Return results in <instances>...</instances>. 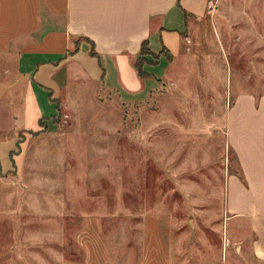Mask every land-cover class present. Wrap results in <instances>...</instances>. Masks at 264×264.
I'll use <instances>...</instances> for the list:
<instances>
[{"label":"crops","instance_id":"crops-1","mask_svg":"<svg viewBox=\"0 0 264 264\" xmlns=\"http://www.w3.org/2000/svg\"><path fill=\"white\" fill-rule=\"evenodd\" d=\"M244 17L257 21L234 0H0V144L14 143L0 151V196L8 175L19 181L28 168L21 134L42 136L51 129L61 106L75 98L77 79L128 103L146 101L168 80L183 85L193 78L206 90L227 91L215 75L231 46L228 19ZM211 28L218 33L214 40ZM144 42L159 56L143 65L141 75L135 61ZM163 60L164 69L156 70ZM224 134L243 178L231 173L226 180L217 223L228 226L223 264H264V94L237 91L227 103ZM204 221L206 239L217 224L208 214ZM186 225L177 212L145 213L135 251L114 243L101 215H89L76 234L83 257L62 264H189L196 256L211 264L210 249L196 255L195 246L192 252L186 245H194Z\"/></svg>","mask_w":264,"mask_h":264},{"label":"rangeland","instance_id":"rangeland-1","mask_svg":"<svg viewBox=\"0 0 264 264\" xmlns=\"http://www.w3.org/2000/svg\"><path fill=\"white\" fill-rule=\"evenodd\" d=\"M234 1L257 21L228 19L231 46L215 75L227 91L206 90L190 77L191 83L168 80L146 101L128 103L77 79L75 98L61 106L51 129L20 135L28 168L19 181L8 175L1 185L0 264L83 257L76 234L93 214L103 217L114 243L138 251L142 216L154 211L177 212L187 222L192 252V246L196 255L210 249L211 264H223L228 226L217 223L227 177L241 171L225 144L227 103L242 88L264 94V0ZM217 35L211 28L208 36ZM8 142L0 151L14 147ZM204 214L217 224L206 239ZM189 264L202 263L196 256Z\"/></svg>","mask_w":264,"mask_h":264},{"label":"trees","instance_id":"trees-1","mask_svg":"<svg viewBox=\"0 0 264 264\" xmlns=\"http://www.w3.org/2000/svg\"><path fill=\"white\" fill-rule=\"evenodd\" d=\"M95 53V52H94ZM152 54L151 51H149L148 44L144 42L142 44V49H141V55L138 57V59L135 61V66L137 67L139 73L141 75L146 74V72L143 70V65L148 61L150 63H157L158 61V56L159 54H152L153 57L151 59L147 58L146 56ZM239 176L243 178V174L240 171Z\"/></svg>","mask_w":264,"mask_h":264},{"label":"built area","instance_id":"built-area-1","mask_svg":"<svg viewBox=\"0 0 264 264\" xmlns=\"http://www.w3.org/2000/svg\"><path fill=\"white\" fill-rule=\"evenodd\" d=\"M215 9H216V3L213 2V1H210L209 2V5H208V11L210 13H213L215 11Z\"/></svg>","mask_w":264,"mask_h":264}]
</instances>
